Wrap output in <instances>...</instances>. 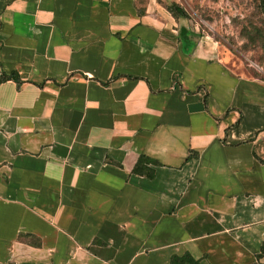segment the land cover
<instances>
[{"label": "crops", "instance_id": "0c3cea01", "mask_svg": "<svg viewBox=\"0 0 264 264\" xmlns=\"http://www.w3.org/2000/svg\"><path fill=\"white\" fill-rule=\"evenodd\" d=\"M169 1L0 0V264H264V78Z\"/></svg>", "mask_w": 264, "mask_h": 264}, {"label": "rangeland", "instance_id": "374dc122", "mask_svg": "<svg viewBox=\"0 0 264 264\" xmlns=\"http://www.w3.org/2000/svg\"><path fill=\"white\" fill-rule=\"evenodd\" d=\"M169 1V0H162ZM186 12L184 22L216 43L226 62L264 78V17L259 0H172Z\"/></svg>", "mask_w": 264, "mask_h": 264}, {"label": "trees", "instance_id": "16d2710c", "mask_svg": "<svg viewBox=\"0 0 264 264\" xmlns=\"http://www.w3.org/2000/svg\"><path fill=\"white\" fill-rule=\"evenodd\" d=\"M258 4L261 8L264 17V0H259ZM166 7L176 16L184 17L186 15L185 10L175 1L167 2ZM181 29H183V27ZM149 164H158V162L154 158H151L144 154H139L132 166V171L144 173L148 176H151L152 169L148 166ZM263 251H264V243L261 244L258 255H260ZM171 262L186 263V264H190L192 262L193 264H196V261L193 260L187 253H184L177 257H172Z\"/></svg>", "mask_w": 264, "mask_h": 264}]
</instances>
